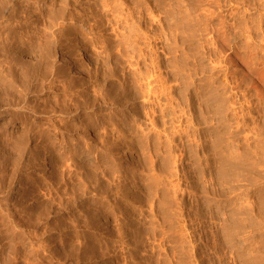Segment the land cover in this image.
Listing matches in <instances>:
<instances>
[{
  "label": "rangeland",
  "instance_id": "1",
  "mask_svg": "<svg viewBox=\"0 0 264 264\" xmlns=\"http://www.w3.org/2000/svg\"><path fill=\"white\" fill-rule=\"evenodd\" d=\"M0 115V264H264V0H0Z\"/></svg>",
  "mask_w": 264,
  "mask_h": 264
},
{
  "label": "bare ground",
  "instance_id": "2",
  "mask_svg": "<svg viewBox=\"0 0 264 264\" xmlns=\"http://www.w3.org/2000/svg\"><path fill=\"white\" fill-rule=\"evenodd\" d=\"M190 2H191V0H189ZM201 0H196V2H200ZM193 2V1H192ZM199 4V3H198ZM79 57H80V55H79ZM1 116V115H0ZM1 118V117H0ZM23 123V122H22ZM258 130H259V133H257L258 135H259V141H258V147H256L257 148V150L256 151H254V153H257V154H259V152H264V141H263V135H264V122H263V124L261 125V127L260 126H258ZM21 143V142H20ZM219 146V145H218ZM220 147H222L221 145H220ZM218 148V147H217ZM218 150V149H217ZM250 149H248V151H249ZM218 154L217 155H219L218 156V158L216 159L215 158V163H217L218 161V163H219V165L221 164H225V162L226 161H229V163H230V166H234L235 167V165L237 166V165H239V164H242V166H244L248 171H251V169H252V167H255V164L256 163H253L254 161L252 160L251 161V159H252V155H251V157H250V154H249V152L245 155H237V156H235L234 158H231V159H229V157L228 156H224V153H222L223 152V150H221V148L218 150ZM253 152V151H252ZM217 153V152H216ZM245 153V152H244ZM252 154V153H251ZM216 155V156H217ZM259 155H261V153L259 154ZM263 156H264V153L262 154ZM262 156V157H263ZM257 157V156H256ZM255 158V157H254ZM253 158V159H254ZM258 159V158H257ZM256 159V160H257ZM259 159H263V158H259ZM218 160V161H217ZM224 167V166H223ZM228 167V166H227ZM239 167V166H238ZM221 168H222V166H221ZM220 169V168H219ZM234 169V168H233ZM221 170V169H220ZM222 171V170H221ZM226 171V170H225ZM223 172V171H222ZM224 173V172H223ZM223 175V174H222ZM224 175H226L225 173H224ZM155 184H156V181H155ZM257 193V192H256ZM258 195V194H257ZM260 198H258V208H259V206L261 205V202L263 201H260L259 200ZM246 206V208H245V215H246V221L248 220L247 218H249V221L251 222V220H250V217H249V215H252L251 214V211H252V209H251V206H250V203L247 201V203L245 204ZM262 206V205H261ZM263 206H264V204H263ZM261 208H264V207H261ZM260 208V209H261ZM264 210V209H263ZM262 210V212H260L261 210H259V214H262L264 211ZM263 216V215H262ZM260 218H262V217H260ZM255 219H257V220H254V221H252L253 222V224H254V222L256 223V226H257V224H260V221L258 220V216H255ZM263 219V218H262ZM249 222V223H250ZM251 222V223H252ZM259 227V226H258ZM253 249V248H252ZM247 250H249V248L247 249ZM251 252V249H250V251L248 252V251H246V253H250ZM261 252H263V251H261ZM261 252H259L260 254H261ZM257 253V252H256ZM253 254V253H252ZM251 254V255H252ZM258 254V253H257ZM248 255V254H247ZM246 255V256H247ZM251 255L249 256V258L251 257ZM264 257V256H263ZM244 258V257H243ZM252 258H253V255H252ZM259 259L261 262L263 261L262 259H264V258H262V259H260V256H258V255H256V257L254 258V259ZM245 259V258H244ZM246 260V259H245ZM250 260H251V258H250ZM259 260H257L256 262H258ZM260 261H259V263H260ZM252 262V261H251ZM248 263V262H247ZM263 263H264V261H263Z\"/></svg>",
  "mask_w": 264,
  "mask_h": 264
}]
</instances>
